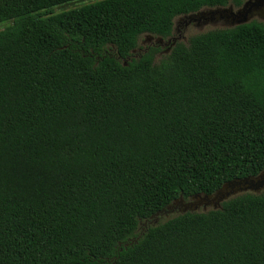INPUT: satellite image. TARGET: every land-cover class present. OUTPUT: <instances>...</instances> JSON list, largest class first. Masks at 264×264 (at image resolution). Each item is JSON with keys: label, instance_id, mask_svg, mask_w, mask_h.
<instances>
[{"label": "trees", "instance_id": "trees-1", "mask_svg": "<svg viewBox=\"0 0 264 264\" xmlns=\"http://www.w3.org/2000/svg\"><path fill=\"white\" fill-rule=\"evenodd\" d=\"M71 1L0 0V264H264V191L150 224L264 171V22L144 49L245 0Z\"/></svg>", "mask_w": 264, "mask_h": 264}, {"label": "water", "instance_id": "water-1", "mask_svg": "<svg viewBox=\"0 0 264 264\" xmlns=\"http://www.w3.org/2000/svg\"><path fill=\"white\" fill-rule=\"evenodd\" d=\"M255 18L264 20V7L260 6L259 0H247L240 9H235L233 6L229 8L213 9L207 12H201L196 16H191L185 24L190 22L204 21L207 23L225 22L228 27H236L250 23ZM152 37L148 38L151 40ZM174 42L176 40L174 39ZM157 43L164 45L163 39H157ZM170 43V42H169ZM264 191V171L257 176L247 177L243 179H236L226 183L219 191L211 196H196L190 202L184 203L183 199L173 205L163 209L154 218V222H158L160 215H166L172 213L175 209L181 212L195 211L199 206L213 207L214 209H220L222 203L228 201L238 195L245 193L260 194ZM148 224L145 223V226Z\"/></svg>", "mask_w": 264, "mask_h": 264}, {"label": "rangeland", "instance_id": "rangeland-1", "mask_svg": "<svg viewBox=\"0 0 264 264\" xmlns=\"http://www.w3.org/2000/svg\"><path fill=\"white\" fill-rule=\"evenodd\" d=\"M99 1H103V0H75V1H71L65 4H61V5H57L55 7H53L50 11L56 15V14H60V13H64V12H68V11H72V10H76L79 9L81 7L99 2ZM247 0H245L246 2ZM254 20H258V21H263L260 18H256ZM184 21V20H183ZM10 26L9 22H3L0 23V32L5 30L6 28H8ZM228 25L223 23V22H218V23H207V24H203L201 26H199L198 22H190V24H185V22L181 21V18L176 19L175 22V29H174V36L170 39L164 40V45H168V42L170 40H180L182 42H188V40L190 38H192L193 36H196L198 34L201 33H206L215 29H221V28H227ZM178 29V30H176ZM150 38L147 35H143L142 37H140L139 39V47H143L144 49L148 46V45H154V44H158L157 43V38L156 37H152L151 40L148 39ZM140 48L137 49V53H140ZM165 54V52L162 53L161 56H163ZM160 57V56H158ZM192 201V200H191ZM190 202V201H189ZM213 209V207H207V209H205L202 205L199 206V208L196 210L197 212H206ZM181 211L178 209H175L172 213L163 215L160 217V220H167L175 215L180 214Z\"/></svg>", "mask_w": 264, "mask_h": 264}, {"label": "flooded vegetation", "instance_id": "flooded-vegetation-1", "mask_svg": "<svg viewBox=\"0 0 264 264\" xmlns=\"http://www.w3.org/2000/svg\"><path fill=\"white\" fill-rule=\"evenodd\" d=\"M255 19H256V18H255ZM215 23H218V22H215ZM223 23H225V22H223ZM198 24H199V26H201V25H203V24H206V22H204V21H200ZM177 30H178V29H177ZM170 41H172V40H170ZM170 41H169V42H170ZM169 42H168V43H169ZM165 46H166V44L163 45V47H165ZM183 201H184V200H183ZM184 203H187V202L184 201Z\"/></svg>", "mask_w": 264, "mask_h": 264}, {"label": "snow or ice", "instance_id": "snow-or-ice-1", "mask_svg": "<svg viewBox=\"0 0 264 264\" xmlns=\"http://www.w3.org/2000/svg\"><path fill=\"white\" fill-rule=\"evenodd\" d=\"M260 6L264 7V0H259Z\"/></svg>", "mask_w": 264, "mask_h": 264}]
</instances>
